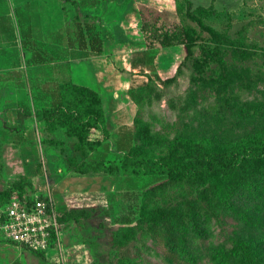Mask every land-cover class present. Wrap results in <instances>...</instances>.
I'll return each mask as SVG.
<instances>
[{"label":"rangeland","instance_id":"obj_1","mask_svg":"<svg viewBox=\"0 0 264 264\" xmlns=\"http://www.w3.org/2000/svg\"><path fill=\"white\" fill-rule=\"evenodd\" d=\"M192 2L194 8L209 6L212 0ZM214 4L215 11L195 12L218 36L202 30L197 21L187 16V0H0V57H12L6 76L22 81L29 92L41 86L35 62L61 61L68 56L88 62L77 70L76 81L99 92L106 114L130 108L127 89L130 72L125 64L129 46L139 48L131 55L144 64V69L139 67L132 72L141 76L133 77L132 85L148 81L149 75L157 80L160 74L154 59L158 55L160 77L165 79L175 74L177 68L172 72L175 60L179 65L185 59V46L176 45V41L190 31L196 39L194 53L185 60L178 81L166 87L161 85L163 98L141 108L140 117L149 121L153 131L162 137V142L152 148L153 155L160 158L168 154V145L180 136L204 141L213 150L232 157V162L244 160L255 153L264 154V60L260 56H241L243 49H256L264 54V0H216ZM143 26L156 39L149 49H140L147 40L151 41L146 40ZM83 33L87 41L96 35L105 37L108 56L102 60L101 80L89 71L90 65L94 70L89 62L95 60L96 54L81 47ZM118 34L124 39L115 46ZM175 51L182 54L177 56ZM0 68H3L1 61ZM200 77L211 82H200ZM41 98L42 104H50L45 101L46 96ZM68 102L72 104V99ZM30 106L29 103L27 107ZM0 153L7 157L0 159L1 167L8 162L9 170L22 172L13 145L0 146ZM120 172L125 174L122 176L136 178V190L118 199L116 208L105 205L94 220L81 225L84 231H79L75 223H61L62 243L67 238L69 242L89 244L101 264L122 261L167 264L165 249L152 239H141L140 235L124 247L111 246L119 219L125 216L134 223L140 216L144 191L166 177L161 168L139 164ZM32 191L28 188L26 193L31 195ZM170 197L177 199L176 194ZM230 205L220 208L212 236L201 244V254L191 264H218L211 260L213 251H218L224 260L220 264H264V185L251 184ZM0 240L21 248L24 257L31 255L35 260L33 250L6 240L1 232ZM44 256L48 264L60 263L58 248L49 249Z\"/></svg>","mask_w":264,"mask_h":264},{"label":"trees","instance_id":"obj_2","mask_svg":"<svg viewBox=\"0 0 264 264\" xmlns=\"http://www.w3.org/2000/svg\"><path fill=\"white\" fill-rule=\"evenodd\" d=\"M215 1L212 0L209 6L197 5L193 8L192 0H187L186 14L197 21L202 30L218 36L219 33L195 12L215 11ZM147 29L146 26L142 27L146 40L151 39L147 40L149 49L156 39ZM183 36L182 40L176 41V45L185 46L186 56L173 76L162 79L158 75L155 80L149 75L148 81L129 88V96L138 106V111L134 119L133 145L120 160L87 161L88 152L110 137L101 96L91 87L73 82L60 84L53 91V100L49 107H45L41 113L49 128L63 127L69 137L77 138V142L71 144L73 154L65 158L68 168L77 173L102 171L109 175H125L120 170L137 164L139 167L147 165L150 169L164 170L166 177L144 191L139 218L132 223L128 217H121L110 243L112 247L120 248L138 239L139 235L141 239H152L165 249L167 264H191L197 261L201 254V244L212 236V226L220 208L231 206L230 202L246 193L251 184L264 185V154L255 153L244 160L232 162V157L213 150L204 141L177 136L168 145V154L160 158L154 157L152 148L162 142V137L153 131L149 121L140 117L141 108L163 98L161 85L166 87L178 81L185 60L192 56L196 44V39L190 31H185ZM81 39L82 48H90L97 53L103 52V39L100 35L87 41L83 33ZM241 56H260L264 60V54H260L256 49H243ZM176 64L175 60L172 72L175 71ZM132 67L144 69V64L132 58ZM198 80L203 83L211 82L204 77ZM68 99H72V104ZM46 142L55 146L64 145L63 141L54 138ZM151 157L153 163L149 165ZM113 165L115 167L111 169ZM31 186V181L26 176H21L0 190V209L4 208L16 193L23 199L31 200L35 195L26 193ZM172 194L177 195L176 200L169 198ZM39 196L48 199L46 196ZM96 211V206H68L58 212L59 221L80 222L91 218ZM211 260L218 264L224 261L219 257L218 251L212 252ZM118 264L137 263L122 261Z\"/></svg>","mask_w":264,"mask_h":264},{"label":"crops","instance_id":"obj_3","mask_svg":"<svg viewBox=\"0 0 264 264\" xmlns=\"http://www.w3.org/2000/svg\"><path fill=\"white\" fill-rule=\"evenodd\" d=\"M112 5L113 3H111ZM115 5L119 4L115 3ZM106 17L107 15L103 16L105 21ZM101 37L104 45L103 52L97 53L94 51L96 54L94 57L96 58L89 62L93 64L94 70L90 69L91 65L88 66L92 75L99 80H101L103 74L102 60H106L108 56L105 37L103 34H101ZM122 39L124 37L118 34L115 37V46H118ZM146 48H148L147 43L140 49ZM127 50L128 59L125 64L127 65V71L130 72L127 85L129 91L134 82L133 77L140 76L138 74L132 75V72L136 69L132 67L131 55L132 51L139 50V48L129 46ZM178 54L181 55L182 53L179 51ZM178 54L175 51V55L178 56ZM159 59L158 55L154 59V65L161 75L162 70L158 65ZM11 60L12 57L9 55L0 57L3 64V68H0V73L3 74V79H0V144L3 145L0 146H14V154L20 162L22 172L17 173L9 170L8 162H5L3 167L0 165V190L8 187L21 176H26L32 183V186L29 187L31 191L33 190L32 194L46 196L53 202L59 212L66 206L72 205L96 206L97 211L91 218L83 219L80 222L74 220L66 222L67 225L75 223L79 231H84L81 225L84 226L90 220H94L97 212L105 210V205L110 208L111 204L116 208V201L127 195V192L136 190L138 185L134 176H109V174L102 171L80 174L69 169L65 158L73 154L71 144L77 142V138L69 137L63 127L53 126L49 128L48 123L42 119V110L49 107V105L42 104L41 97L46 96L47 100L45 101L50 103L53 100V91L60 84L64 82L78 84L76 81L77 70L81 65H87L88 62H82L77 58H72V56H68L61 61L35 62L37 70L40 71L41 86H38L36 91L31 90L29 92L26 87L22 86V81H19V83L10 76H6L8 71L11 70L8 66ZM17 83H19V86H16ZM37 95L38 98L36 99ZM130 101L129 109H120L105 114L110 137L97 145L94 150L88 152L87 161L120 160L123 154L133 145L134 119L138 106L131 98ZM29 103L31 104L30 109L27 107ZM97 133L100 134L98 131ZM51 138L63 141L64 145L55 146L46 142ZM5 156L0 153V159H6ZM128 182L132 184L128 185ZM110 198L116 200H110ZM69 200L72 201L71 205L67 204ZM31 252L35 260L31 258V255L24 257L25 254L21 248L0 240V264H48L42 252ZM59 253V264H101L97 261L92 246L84 242H74L72 240L69 242L66 238L65 244L62 241L59 243Z\"/></svg>","mask_w":264,"mask_h":264},{"label":"built area","instance_id":"obj_4","mask_svg":"<svg viewBox=\"0 0 264 264\" xmlns=\"http://www.w3.org/2000/svg\"><path fill=\"white\" fill-rule=\"evenodd\" d=\"M60 227L58 211L49 198L35 195L27 200L16 193L0 209V232L29 250L59 249Z\"/></svg>","mask_w":264,"mask_h":264}]
</instances>
